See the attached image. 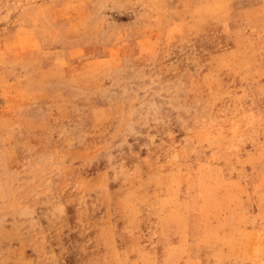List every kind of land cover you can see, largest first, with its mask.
Returning <instances> with one entry per match:
<instances>
[{
	"label": "rangeland",
	"instance_id": "374dc122",
	"mask_svg": "<svg viewBox=\"0 0 264 264\" xmlns=\"http://www.w3.org/2000/svg\"><path fill=\"white\" fill-rule=\"evenodd\" d=\"M0 264H264V0H0Z\"/></svg>",
	"mask_w": 264,
	"mask_h": 264
}]
</instances>
